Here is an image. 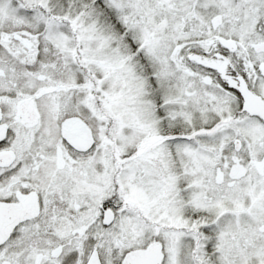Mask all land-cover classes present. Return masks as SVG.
I'll list each match as a JSON object with an SVG mask.
<instances>
[{"label": "snow or ice", "instance_id": "snow-or-ice-1", "mask_svg": "<svg viewBox=\"0 0 264 264\" xmlns=\"http://www.w3.org/2000/svg\"><path fill=\"white\" fill-rule=\"evenodd\" d=\"M0 264H264V0H0Z\"/></svg>", "mask_w": 264, "mask_h": 264}]
</instances>
